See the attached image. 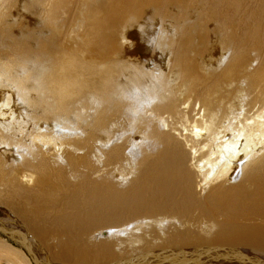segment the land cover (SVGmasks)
Returning <instances> with one entry per match:
<instances>
[{
  "label": "bare ground",
  "instance_id": "1",
  "mask_svg": "<svg viewBox=\"0 0 264 264\" xmlns=\"http://www.w3.org/2000/svg\"><path fill=\"white\" fill-rule=\"evenodd\" d=\"M0 206L6 264H264V0H0Z\"/></svg>",
  "mask_w": 264,
  "mask_h": 264
},
{
  "label": "rangeland",
  "instance_id": "2",
  "mask_svg": "<svg viewBox=\"0 0 264 264\" xmlns=\"http://www.w3.org/2000/svg\"><path fill=\"white\" fill-rule=\"evenodd\" d=\"M201 194H202V192H201ZM0 211H1V213H0V216H5L6 217V222L8 223H10V225H12V226H10L11 228H13L14 229V231L15 232H21L22 233V231H26L27 230V227L25 228V226L24 225H22L23 223L20 221V219L19 218H17L13 213H12V211L9 209V208H7V207H3V206H0ZM2 211H6V214H3L2 213ZM19 221V222H18ZM21 224V225H20ZM20 230H22V231H20ZM3 239H4V241H6V242H8V243H10L11 245H13L14 247H16V248H19V245H17V244H15V243H13L9 238H7V237H5V235H3L2 233H0V240L1 241H3ZM194 245H196V247H194V248H198V247H202V246H198V244H194ZM169 248V247H168ZM174 248V247H173ZM173 248H169V249H173ZM177 248V247H176ZM176 248H174V249H176ZM168 249V250H169ZM22 250V249H21ZM170 251V250H169ZM172 251V250H171ZM18 253H21V254H24L22 251L20 252H18ZM25 255V254H24ZM21 257V256H20ZM0 264H6L5 262H4V259L3 258H0ZM30 264V263H29ZM34 264V263H33Z\"/></svg>",
  "mask_w": 264,
  "mask_h": 264
}]
</instances>
